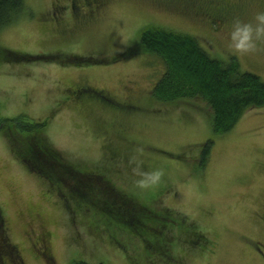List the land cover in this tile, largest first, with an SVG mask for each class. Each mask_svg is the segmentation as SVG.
I'll return each instance as SVG.
<instances>
[{
  "label": "rangeland",
  "instance_id": "1",
  "mask_svg": "<svg viewBox=\"0 0 264 264\" xmlns=\"http://www.w3.org/2000/svg\"><path fill=\"white\" fill-rule=\"evenodd\" d=\"M62 1L25 0L23 13L0 31V48L112 60L153 25L197 38L218 61L237 58L243 72L264 81V50L241 55L225 47L233 21L251 20L264 0H101L94 14ZM63 63L0 62V118L45 122L44 137L68 163L102 178L92 189H66L86 205L70 217L0 133V206L18 264H264V108L216 136L206 105L152 99L165 67L149 53ZM137 162L162 172L156 185L137 186ZM118 191L134 201L124 204Z\"/></svg>",
  "mask_w": 264,
  "mask_h": 264
},
{
  "label": "trees",
  "instance_id": "2",
  "mask_svg": "<svg viewBox=\"0 0 264 264\" xmlns=\"http://www.w3.org/2000/svg\"><path fill=\"white\" fill-rule=\"evenodd\" d=\"M24 6L25 0H0V31L23 13ZM141 52L157 57L165 67L163 76L151 92L152 99L161 104L196 102L206 105L210 110V121L216 136L231 132L248 111L264 108V81L255 74L243 72L237 58L232 57L227 63L218 61L200 46L197 38L153 25L141 31L138 42L129 52L113 57L112 60L78 56H65L64 60L61 57H33L0 48V62L31 63L46 60L65 65L63 62L66 60V63L81 66L116 63L138 56ZM45 130V122L33 121L24 115L13 119L0 118V133L17 160L30 173L55 189L70 217L73 211L80 214L84 212L83 207L86 205L76 197L68 195L66 189L74 187L69 188V191L76 192L92 189L91 181H98L102 177L95 169H80L79 166L68 163L63 155L48 143L44 137ZM213 146L212 140L201 146V168L207 165ZM71 183L74 185L70 186ZM111 189L117 192L114 186ZM118 193L124 204L129 205L134 201L131 196L119 191ZM115 206L117 205L114 204L113 207ZM4 219L0 206V264H18V251L9 240ZM180 222L184 224L186 221ZM128 230L126 231H132ZM182 231L184 230L180 232ZM190 233L198 240L202 238L197 232ZM73 264L88 263L78 261Z\"/></svg>",
  "mask_w": 264,
  "mask_h": 264
},
{
  "label": "clouds",
  "instance_id": "3",
  "mask_svg": "<svg viewBox=\"0 0 264 264\" xmlns=\"http://www.w3.org/2000/svg\"><path fill=\"white\" fill-rule=\"evenodd\" d=\"M225 47L227 50L241 55H253L264 50V10H258L249 21L234 20L226 37ZM134 171L140 177L136 184L141 189L156 185L162 175L160 170L150 172L141 170L139 162H137Z\"/></svg>",
  "mask_w": 264,
  "mask_h": 264
},
{
  "label": "flooded vegetation",
  "instance_id": "4",
  "mask_svg": "<svg viewBox=\"0 0 264 264\" xmlns=\"http://www.w3.org/2000/svg\"><path fill=\"white\" fill-rule=\"evenodd\" d=\"M62 2H68L72 4V6H77L80 10L83 9V11L87 10V12H90L91 14H94V11L99 10L101 8V0H63ZM57 7H53V10L56 11L58 9H61L63 4L59 3V5H56ZM216 16V21L224 23V17L222 15L214 14L212 19Z\"/></svg>",
  "mask_w": 264,
  "mask_h": 264
}]
</instances>
